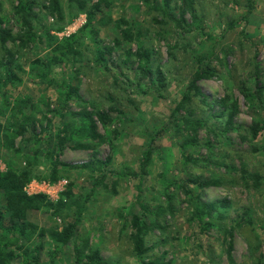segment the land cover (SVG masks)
Masks as SVG:
<instances>
[{
    "label": "rangeland",
    "instance_id": "374dc122",
    "mask_svg": "<svg viewBox=\"0 0 264 264\" xmlns=\"http://www.w3.org/2000/svg\"><path fill=\"white\" fill-rule=\"evenodd\" d=\"M51 1L0 0V26L11 34L6 49L0 43V80L6 51L16 59L20 79L0 81V169L26 170L25 192L54 201L71 185L74 202L61 215L45 208L27 213L40 228L60 229L82 206L76 238L60 246L56 264H75L74 245L86 239L111 264H141L142 258L155 264H264V130L253 136L250 129L264 120V0H253L251 9L246 0H111L83 31L86 14L78 5L59 0L60 18ZM25 2L34 12L30 41L19 10ZM73 33L79 35L73 44L78 54L62 55L56 44ZM138 46L151 53L146 75L133 55ZM198 69L212 74L198 81L205 98L189 89ZM65 82L78 85L81 100H65L59 87ZM23 98L28 105H21ZM82 106L108 113L106 124L98 123L101 139L78 132L75 112ZM23 114L31 120L24 122ZM196 121L201 125L193 131ZM19 125L25 131L11 148L9 134ZM59 131L68 137L62 162L110 156L109 162L94 169L59 165L53 180ZM208 179L220 185L198 184ZM200 202H217L216 211L199 220ZM134 215L152 227L142 256L133 250ZM3 223H9L7 214ZM230 230L233 262L226 255ZM8 235L16 252L10 264L45 262L55 247L46 235Z\"/></svg>",
    "mask_w": 264,
    "mask_h": 264
},
{
    "label": "trees",
    "instance_id": "16d2710c",
    "mask_svg": "<svg viewBox=\"0 0 264 264\" xmlns=\"http://www.w3.org/2000/svg\"><path fill=\"white\" fill-rule=\"evenodd\" d=\"M111 0H68L69 3H75L78 5L79 11L86 14V22L79 31L86 30L90 27L96 16V11L101 10L103 6H109ZM253 0H246L248 9H251L253 6ZM52 9L56 11L58 16L62 18V9L59 4V0L51 1ZM19 10L22 11L23 14V24L24 28L27 32V41L34 39L35 34L31 32V17H34V12L32 11V5L25 3H21L19 5ZM79 35L77 33H73L70 36L64 38L62 41L56 44V48L62 55H74L78 54V50L73 46L74 42H78ZM11 39V34L9 30L5 28H1L0 26V43L4 49H6V42ZM62 42L63 45L61 44ZM61 44V45H60ZM107 51H110V48L107 47ZM99 52V60L103 59L102 50H98ZM133 55L138 61V65L140 70L144 75L149 73L150 70V57L151 53L144 48L143 46H138V48L134 51ZM7 59L5 71H4V84L13 83L15 81H19V77L15 73V67H19L16 59L13 54L9 51H6L5 57ZM57 59V58H56ZM39 60H36L38 63ZM211 73L205 70L198 69L189 84V89L193 90L197 94H200L203 98H205L204 94L201 92L198 81L202 79H208L211 77ZM162 74L160 71H157V78L160 81L162 80ZM59 87L62 88L63 93L65 95V100L69 101L71 99H80L81 96L79 93L78 85H73L71 82H65L63 84H59ZM184 98H188V93L184 95ZM30 100L28 98H23L20 103L23 106L28 105ZM181 103L177 105L176 109L181 108ZM235 111V110H234ZM234 111L232 113H234ZM75 114L80 119V127L78 132L82 135L90 136L93 139H101V135L98 131V123L104 125L108 120V113L105 111L90 109L88 106H82L80 110L75 112ZM32 117V116H31ZM31 120L29 116L23 114V121L28 122ZM228 123L233 125V114L229 115ZM201 125L199 121H196L193 126V131ZM2 125L0 124V133L2 131ZM251 133L253 136H257L261 130H264V120L261 122L253 121L250 125ZM25 131L24 125H19L18 128L9 134L8 138V146L14 147V138L16 135H22ZM6 136V134H3ZM67 136L62 131L56 134V143L55 147L57 150V154H55L51 158L52 168H51V178L53 180L57 179V172L59 165L61 166H69L72 168H90L94 169V166L97 165L98 168L103 164H106L110 160V156H107L105 160L94 159L88 160L81 163H65L58 159V156L61 152H63L65 148V143L67 140ZM1 139V136H0ZM190 140L196 141L195 136ZM77 148H88V144H75ZM53 153H50L52 155ZM150 160V150L147 149L143 153V158L140 162V170L141 172L146 171V167ZM252 178L254 182H258L261 176L257 174H252ZM30 176L26 170H22L18 172L12 167H8L6 170L0 169V190L3 192V196L5 198V209L0 208V230L3 234L0 235V264H10L11 261L16 256V252L11 248L13 241L11 237H9L8 233L15 234L17 236L25 237L27 240H30L35 233L40 236H48L51 238L53 242H55V247L50 251L48 259L45 262L39 263L37 257L35 259L36 263L39 264H56V259L58 254L61 251L60 246L66 244L70 240H74L76 238V227L77 220H79V216L82 212V206L78 208L76 212V218L72 222H68L64 224L60 229L56 228H40L35 223L29 221L27 219V213L29 210H39L42 208L52 210L55 215H61V212L64 209H68L71 204L74 202L71 185L68 184L66 191L62 193V196L57 201L50 199L46 194L37 192L33 194H28L24 190L25 184L29 181ZM198 184L202 187H210V186H219L220 181L218 179H208L204 181H199ZM217 202H200L196 206L195 213L198 216L199 220L203 219V216L209 215L211 216L212 212L216 211ZM5 214L8 216V225H4L3 221L5 218ZM207 224L202 225V229ZM131 228H132V242H133V250L137 256L144 255L149 247L145 243V235L147 231L152 229V227L141 220L138 215H134L131 219ZM228 243L226 247V255L227 258L233 262L232 258V250H233V236L232 231L227 232ZM16 241V238H15ZM16 243V242H15ZM27 253V249L23 250ZM74 259L75 264H111L109 261L105 260L100 250L96 247H93L89 244L88 239L84 240L82 244L74 245ZM141 264H155L152 260H147L142 258ZM156 264H166L163 262H159Z\"/></svg>",
    "mask_w": 264,
    "mask_h": 264
}]
</instances>
